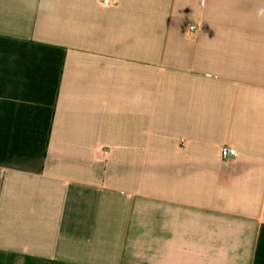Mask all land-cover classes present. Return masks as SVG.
I'll use <instances>...</instances> for the list:
<instances>
[{"label":"crops","instance_id":"1","mask_svg":"<svg viewBox=\"0 0 264 264\" xmlns=\"http://www.w3.org/2000/svg\"><path fill=\"white\" fill-rule=\"evenodd\" d=\"M0 264H264V0H0Z\"/></svg>","mask_w":264,"mask_h":264},{"label":"built area","instance_id":"2","mask_svg":"<svg viewBox=\"0 0 264 264\" xmlns=\"http://www.w3.org/2000/svg\"><path fill=\"white\" fill-rule=\"evenodd\" d=\"M191 29L193 30L194 27H191ZM221 153H222V157L227 160L228 159L231 160L237 157L238 155V151L233 147H223Z\"/></svg>","mask_w":264,"mask_h":264}]
</instances>
